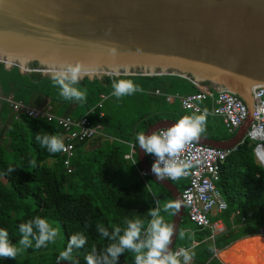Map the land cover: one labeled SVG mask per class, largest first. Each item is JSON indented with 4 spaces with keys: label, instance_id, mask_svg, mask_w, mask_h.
Here are the masks:
<instances>
[{
    "label": "trees",
    "instance_id": "obj_1",
    "mask_svg": "<svg viewBox=\"0 0 264 264\" xmlns=\"http://www.w3.org/2000/svg\"><path fill=\"white\" fill-rule=\"evenodd\" d=\"M28 68L36 69L39 66L36 62H30ZM119 79H131L143 92L117 99L111 93L112 83ZM199 85L207 86V83ZM77 87L86 90L85 103L61 97L52 77L34 70L21 73L14 66L4 68L0 63L2 96L9 95L13 100L27 104L33 99L30 105L46 97L52 114L73 119L91 110L88 120L100 124L103 137L112 138L106 147L97 146L89 151H83L88 140L75 141L74 154L70 159L72 170L66 173L60 153H49L35 139L37 134L61 137L59 127L44 118L22 114L18 119H13L8 103L0 100V228L8 231L10 241L18 247L21 238L19 224L37 216L55 221L63 235L59 249L49 248L48 245L36 248L33 240L32 247L22 249L15 259L0 258V264H53L74 234H83L87 238L83 248L73 251L77 264H86L85 256L92 248L103 252L113 243L98 233L97 225L111 231L113 226L126 227L129 220L141 219L147 223L151 219L148 209L157 205L164 220L167 223L171 221L172 214L164 212L163 206L173 199L164 187L148 176L139 175L134 145L136 136L148 124L160 119L176 121L185 115L198 114L181 109L175 98L171 102L165 101L164 96L193 93L198 90L197 86L178 76L137 74L116 77L101 75L92 79L83 77ZM155 89L159 94H153ZM100 95L105 98L101 100ZM99 101L101 107L97 108ZM99 111L103 112L102 117H98ZM206 127L203 137L207 139L221 141L232 135L216 116H207ZM129 144H132L133 152L131 158L127 159L124 154L128 153ZM252 147L253 144L244 137L220 165L216 186L226 208L207 217L209 220L220 219L223 232L212 241L208 240L206 230L197 227L185 215L181 217L171 250L183 246L194 252L191 264H224L222 258L220 262L213 255V249L229 252L230 262H225L228 264H243L241 261L246 260L241 258L251 260V255L255 257L252 263L264 264L263 236L257 240L258 243L253 240L236 244L235 241L240 237L254 238L251 235L258 234L260 230L264 233V171L255 163ZM47 159H51L49 164L45 162ZM31 161H35L34 167ZM9 165L23 168H16L8 174ZM170 182L179 190L183 186L181 180ZM180 231L185 232L184 238H180ZM132 257L133 253L125 252L120 255L117 264H131L130 260L135 263Z\"/></svg>",
    "mask_w": 264,
    "mask_h": 264
},
{
    "label": "water",
    "instance_id": "obj_2",
    "mask_svg": "<svg viewBox=\"0 0 264 264\" xmlns=\"http://www.w3.org/2000/svg\"><path fill=\"white\" fill-rule=\"evenodd\" d=\"M28 62L39 68H28ZM0 63L49 77L79 63L91 66L82 72L88 79L178 76L225 89L244 102L246 118L229 139L202 137L196 143L230 148L252 121V88L264 84V0H0ZM174 122L160 119L143 132ZM135 153L144 175L180 200L169 180H157L139 145ZM183 215V206L172 215L170 249Z\"/></svg>",
    "mask_w": 264,
    "mask_h": 264
},
{
    "label": "clouds",
    "instance_id": "obj_3",
    "mask_svg": "<svg viewBox=\"0 0 264 264\" xmlns=\"http://www.w3.org/2000/svg\"><path fill=\"white\" fill-rule=\"evenodd\" d=\"M82 78L83 73L79 63L69 64L65 69L52 74V80L58 86L61 97L78 103H85L87 100L86 90L77 87ZM112 89L111 95L117 99L143 92V89L131 79L114 81ZM207 116V110L200 114L185 115L165 129L155 130L148 135L143 132L136 136L134 146L139 145L145 154L155 156L151 171L157 180L176 181L188 174L193 162L190 159H182L181 156L187 145L199 141L206 133ZM35 139L49 153L55 154L66 150L63 139L58 135L37 134ZM135 162L136 160L133 163ZM30 164L34 167L35 161H31ZM16 168L23 167L9 165L7 173H12ZM182 206L183 202L177 199L166 203L163 211L175 215ZM147 212L151 217L147 223L141 219L129 220L126 227L113 226L111 231L97 225L98 233L113 243H110L103 252L92 248L85 256L86 264H117L118 258L125 252L134 254L135 264H191L195 256L194 252L184 248L177 251L170 249L175 228L161 216V208L157 205ZM18 227L21 234L19 247L10 241L8 231L0 228V258L15 259L22 249L33 246V240L35 247L41 248L54 243L60 235L56 227L39 216L19 224ZM255 235L264 236V233ZM179 236L184 238L185 232L180 231ZM86 243L87 238L83 234L72 235L65 250L59 253L57 264L62 261L77 264L73 258V251L83 248Z\"/></svg>",
    "mask_w": 264,
    "mask_h": 264
},
{
    "label": "built area",
    "instance_id": "obj_4",
    "mask_svg": "<svg viewBox=\"0 0 264 264\" xmlns=\"http://www.w3.org/2000/svg\"><path fill=\"white\" fill-rule=\"evenodd\" d=\"M196 86L198 88L196 92L183 95L173 94L172 96L166 94L165 100L171 102L175 98L178 100L181 109L202 113L205 110L200 106V102L209 99L211 106L207 112L219 117L227 132H234L247 116V108L244 102L237 95L225 89L215 91L204 86ZM153 92L157 94L158 90L155 89ZM251 95L253 101L252 121L246 129L244 137L253 144L254 161L264 171V85L253 87ZM100 97L101 100L105 98L104 95H100ZM3 99L8 103L13 119H18L19 115L22 114L31 118H44L46 121L54 122L59 127L61 138L66 146L65 151L59 152L62 156L61 164L66 173H70L72 170L70 159L74 154V142L90 140L95 136L103 135L100 124L88 120L91 110L73 119L66 115L52 114L47 105L33 106L15 101L10 96H5ZM96 107H101V101L96 104ZM102 116V111H99L98 117ZM235 147L217 148L194 142L186 146L181 156L182 159H190L193 162V167L188 174L180 178L186 181L179 191V197L183 202V209H185L184 215L197 227L208 232V240H213L214 236L224 231L220 219L209 220L207 216L210 213L218 214L226 208V203L216 186V182L219 177L220 165L228 154L235 150ZM132 152V144H129V151L124 154V158L130 159ZM144 156L151 167L155 156L145 153ZM139 175L142 177L144 173L140 170ZM259 233L261 234L262 231L260 230ZM181 248L188 250L183 246H178L173 251ZM213 252L216 255V250L213 249Z\"/></svg>",
    "mask_w": 264,
    "mask_h": 264
},
{
    "label": "crops",
    "instance_id": "obj_5",
    "mask_svg": "<svg viewBox=\"0 0 264 264\" xmlns=\"http://www.w3.org/2000/svg\"><path fill=\"white\" fill-rule=\"evenodd\" d=\"M153 94H155L154 92H153ZM157 94H159V91H158V93ZM7 96H9V95H7ZM165 96V95H164ZM5 96H2L1 94H0V100H4L3 98H4ZM34 100L32 99V102H33ZM48 101H49V99L48 98H46V97H42L41 98V100L37 103V104H32V105H35V106H48ZM166 101V100H165ZM31 102V103H32ZM30 103V104H31ZM25 104H27V103H25ZM208 104V105H207ZM204 105V106H203ZM200 106L204 109V110H209V108H210V106H211V101L209 100V99H206V100H203V101H201L200 102ZM12 113V112H11ZM103 113V112H102ZM198 114H200V113H198ZM208 115H210L209 113H208ZM210 116H213V115H210ZM217 117V116H216ZM1 123H0V127H1ZM237 129V128H236ZM236 133V130L234 131V132H232L231 134V137L234 135ZM98 137H101L100 139H98ZM95 136V137H93V138H91L90 140H88L85 144H84V146H83V151H89V150H91L92 148H94V147H97V146H101V147H106L107 145H108V143H109V141L108 140H104V139H106V138H104L103 137V135H101V136ZM5 138V136L3 137V139ZM98 139V140H97ZM201 144V143H200ZM208 146V145H207ZM236 146V145H235ZM47 164H49L50 162H51V159H47L46 161H45ZM179 180H181L182 182H183V186L185 185V183H186V181H185V179H179ZM182 186V187H183ZM181 187V188H182ZM177 189V188H176ZM178 190V193H179V189H177ZM217 236V235H216ZM216 236H214V238L216 237ZM254 238H247V239H245V238H243V239H241V240H238V241H236V244H239V243H248V242H251V241H253V240H255V242L256 243H258L257 242V240H259L260 239V237L261 236H259V235H255V236H253ZM264 237V236H263ZM212 241V240H211ZM192 245H194V243H192ZM256 246V245H255ZM223 249V248H222ZM214 250H217V249H214ZM221 250V249H220ZM234 255V254H233ZM235 256H237V255H235ZM218 257H219V259L222 261V259L224 260V262H230L229 261V258L231 257L230 256V253L229 252H224V251H220L219 253H218ZM222 258V259H221ZM241 259H243V260H245L246 258H241ZM252 263V262H251ZM252 264H254V263H252ZM256 264V263H255Z\"/></svg>",
    "mask_w": 264,
    "mask_h": 264
},
{
    "label": "rangeland",
    "instance_id": "obj_6",
    "mask_svg": "<svg viewBox=\"0 0 264 264\" xmlns=\"http://www.w3.org/2000/svg\"><path fill=\"white\" fill-rule=\"evenodd\" d=\"M30 62H28V63H26V66L28 67V64H29ZM169 96H172L171 94H169ZM104 138H107V139H104V140H110V143L112 142V138L111 137H104ZM108 145H109V143H108ZM150 184V183H149ZM173 184V183H172ZM50 224H52L54 227H56L58 230H59V233H60V235H59V237L56 239V241L54 242V243H49L48 244V246H49V248H55V249H59L61 246H62V243H63V235H62V232H61V229H60V227H59V225L55 222V221H52V220H49L48 221ZM241 238H243V237H240L239 239H241ZM238 240V239H237ZM232 243V242H231ZM231 243H229L228 245H230ZM228 245H227V247H228ZM226 247V246H225ZM225 249V248H224ZM241 249H239V251H240ZM220 251V250H219ZM216 253H217V256H215L216 258L218 257V251H216ZM215 253V254H216ZM134 257H132V259H133ZM219 258V257H218ZM217 258V259H218ZM255 257H252V255H251V260H253ZM250 259V258H249ZM219 261H221L220 259H218ZM246 261H241L243 264H245L246 262H248V263H250L251 262V260H247V259H245ZM222 262V261H221ZM130 263L131 264H135V263H133L131 260H130ZM222 263H224V264H228V263H225V262H222Z\"/></svg>",
    "mask_w": 264,
    "mask_h": 264
},
{
    "label": "bare ground",
    "instance_id": "obj_7",
    "mask_svg": "<svg viewBox=\"0 0 264 264\" xmlns=\"http://www.w3.org/2000/svg\"><path fill=\"white\" fill-rule=\"evenodd\" d=\"M11 60V58H7V59H5V61L8 63L9 61ZM21 61V60H20ZM49 64H51V65H53L54 63L53 62H48ZM57 64H59V63H57ZM80 65V64H79ZM81 65H83V66H85V67H81L82 69H81V72H86V70L85 69H89V68H87V67H91L90 65H84V64H81ZM58 68V67H57ZM52 69H55V67H52ZM59 69V68H58ZM264 85V84H263ZM251 236H255V235H251ZM260 236V235H259ZM247 237H249V236H247ZM244 238V237H243ZM239 240V239H238ZM237 241V240H236ZM234 243V242H233ZM231 245V244H230ZM217 255V254H216Z\"/></svg>",
    "mask_w": 264,
    "mask_h": 264
}]
</instances>
